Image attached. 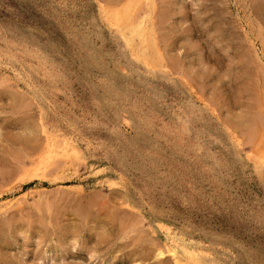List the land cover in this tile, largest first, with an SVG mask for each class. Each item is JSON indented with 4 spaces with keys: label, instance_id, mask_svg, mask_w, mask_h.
<instances>
[{
    "label": "rangeland",
    "instance_id": "rangeland-1",
    "mask_svg": "<svg viewBox=\"0 0 264 264\" xmlns=\"http://www.w3.org/2000/svg\"><path fill=\"white\" fill-rule=\"evenodd\" d=\"M2 1L0 264H264V0Z\"/></svg>",
    "mask_w": 264,
    "mask_h": 264
},
{
    "label": "bare ground",
    "instance_id": "bare-ground-1",
    "mask_svg": "<svg viewBox=\"0 0 264 264\" xmlns=\"http://www.w3.org/2000/svg\"><path fill=\"white\" fill-rule=\"evenodd\" d=\"M2 1V0H1ZM47 1V0H46ZM78 1V0H77ZM3 2V1H2ZM10 2V1H9ZM11 3V2H10ZM42 3V2H41ZM154 3V2H153ZM4 4V3H3ZM12 4V3H11ZM45 4V3H44ZM50 4V3H49ZM130 4V3H129ZM137 4V3H136ZM41 5V4H40ZM43 5V4H42ZM52 5V4H51ZM146 5H147V3H146ZM150 5V4H149ZM3 6V5H2ZM23 6V5H22ZM39 6V5H38ZM37 6V7H38ZM47 6V5H46ZM91 6H94V5H91ZM28 7V6H27ZM44 7V6H43ZM60 7V6H59ZM30 8V7H29ZM88 8H89V6H88ZM92 8H94V7H92ZM127 8V7H126ZM45 9V8H44ZM59 9V8H58ZM95 9V8H94ZM101 9V8H100ZM125 9V8H124ZM21 10V9H20ZM23 10V9H22ZM35 10V9H34ZM61 10V9H60ZM79 10V9H78ZM115 10V9H114ZM19 11V10H18ZM45 11V10H44ZM129 11H131V10H129ZM145 11H147V10H145ZM152 12H153V10H151ZM28 12V11H27ZM95 12V11H94ZM110 12V11H109ZM116 12V11H115ZM148 12V11H147ZM151 12V13H152ZM8 13V12H7ZM12 13H14V12H12ZM93 13V12H92ZM122 13V12H121ZM123 13H125V10H124V12ZM29 14V13H28ZM37 14V13H36ZM45 14H47V13H45ZM49 14V13H48ZM47 14V15H48ZM115 14V13H114ZM113 14V15H114ZM133 13H131L130 12V15H132ZM5 15V14H4ZM51 15V14H50ZM53 15V14H52ZM93 15V14H92ZM126 15V14H125ZM129 15V14H128ZM127 15V16H128ZM136 15V14H135ZM144 15V14H143ZM148 14H146V16H147ZM1 16V15H0ZM6 16H8V15H6ZM12 16V15H11ZM10 16V17H11ZM55 16V15H54ZM57 16V15H56ZM59 16V15H58ZM110 16V15H109ZM116 16V15H115ZM122 17H123V15H121ZM133 16H134V14H133ZM151 16V15H150ZM48 17H50V19H51V16H48ZM95 17V16H94ZM93 17V18H94ZM102 17H105V16H102ZM130 17V16H129ZM128 17V18H129ZM4 18V17H3ZM8 18V17H7ZM12 18V17H11ZM21 18H23V17H21ZM39 18V17H38ZM41 18V17H40ZM127 18V19H128ZM144 18V17H143ZM152 18V17H151ZM5 19V18H4ZM42 19V18H41ZM48 19V18H47ZM56 19V18H55ZM95 19V18H94ZM113 19V18H112ZM138 19H139V17H138ZM1 20V19H0ZM8 20H9V18H8ZM15 20V19H14ZM43 20V19H42ZM71 20V19H70ZM88 20H89V18H88ZM97 20H98V18H97ZM115 20V19H114ZM119 20V19H118ZM125 20V19H124ZM136 20V19H135ZM144 20V19H143ZM142 20V21H143ZM11 21H12V19H11ZM16 21V20H15ZM20 21V20H19ZM40 21V20H39ZM48 21V20H47ZM90 21V20H89ZM105 21V20H104ZM147 21V20H146ZM10 22V21H9ZM8 22V23H9ZM14 22V21H13ZM38 22V21H37ZM43 22H45V21H43ZM94 22H96V20L94 21ZM106 22V21H105ZM149 22V21H148ZM147 22V23H148ZM5 23V22H4ZM25 23V22H24ZM39 23H41V22H39ZM98 23H99V21H98ZM118 23H119V21H118ZM117 23V24H118ZM131 23V22H130ZM129 23V24H130ZM136 23V22H135ZM141 23V22H140ZM146 23V24H147ZM35 24V23H34ZM76 24V23H75ZM91 24H92V22H91ZM101 24H103V23H101ZM128 24V23H127ZM127 24H125V25H127ZM137 24V25H136ZM136 24H132V28H134V27H136V30L138 31V33H139V30H138V28H140V30H141V27H140V25H139V22L138 23H136ZM16 25H18V24H16ZM41 25V24H40ZM44 25H45V23H44ZM69 25V24H68ZM96 25V24H95ZM143 25V24H142ZM42 26V25H41ZM124 26V25H123ZM137 26H139L138 28H137ZM147 26V25H146ZM3 27V26H2ZM10 27H12V25L10 26ZM20 27V26H19ZM101 27V26H100ZM113 26H111V28H112ZM131 27V26H130ZM129 27V28H130ZM14 28V27H13ZM21 28V27H20ZM106 28H108L109 29V27H106ZM110 28V29H111ZM132 28H131V30H132ZM147 28V27H146ZM145 28V29H146ZM12 29V28H11ZM16 29V28H15ZM44 29V28H43ZM55 29V28H54ZM60 29V28H59ZM98 29H99V27H98ZM97 29V30H98ZM118 29V28H117ZM135 29V28H134ZM149 29V28H148ZM153 29V28H152ZM4 30V29H3ZM14 30V29H13ZM56 30H58L57 28H56ZM55 30V31H56ZM96 30V31H97ZM154 30V29H153ZM9 31V30H8ZM27 31V30H26ZM71 31V30H70ZM73 31V30H72ZM122 31V30H121ZM2 32V31H1ZM6 32V31H5ZM21 32V31H20ZM67 32V31H66ZM106 32V31H105ZM113 32H114V30H113ZM129 32V31H128ZM147 32V31H146ZM149 32V31H148ZM3 33V32H2ZM15 33V32H14ZM99 33V32H98ZM104 33V32H103ZM107 33V32H106ZM112 33V32H111ZM121 33V32H120ZM137 33V32H136ZM149 33H151V32H149ZM154 33V32H153ZM119 34V33H118ZM139 34H141V32L139 33ZM152 34V33H151ZM15 35V34H14ZM13 35V36H14ZM110 35V34H109ZM113 35V34H112ZM126 35V34H125ZM133 35H134V32H133ZM8 36V35H7ZM28 36H29V34H28ZM40 36V35H39ZM65 36V35H64ZM103 37H104V35H102ZM153 36V35H152ZM3 37V36H2ZM31 37V36H30ZM44 37V36H43ZM78 37H79V35H78ZM120 37H122V35L120 36ZM135 36H133V38H134ZM147 37V36H146ZM6 38H8V37H6ZM11 38V37H10ZM38 38V37H37ZM64 38V37H63ZM71 38V37H70ZM126 38H127V36H126ZM143 38V37H142ZM21 39H22V37H21ZM41 39V38H40ZM39 39V40H40ZM68 39V38H67ZM96 39V38H95ZM110 39V38H109ZM125 39V38H124ZM150 39V38H149ZM9 40V39H8ZM64 40V39H63ZM75 40H77L76 38H75ZM112 40V39H111ZM116 40V38L114 39V41ZM130 40V39H129ZM133 40V39H132ZM16 41H18V39L16 40ZM29 41V40H28ZM140 41V40H139ZM13 42V41H12ZM34 42V41H33ZM32 42V43H33ZM96 42V41H95ZM95 42H93V43H95ZM98 42V41H97ZM131 42V41H130ZM142 42H143V40H142ZM22 43V42H21ZM42 43V42H41ZM61 43V42H60ZM64 43V42H63ZM111 43V42H110ZM134 43V42H133ZM136 43V42H135ZM147 43V42H146ZM1 44V43H0ZM20 44V43H19ZM24 44L26 45V43H25V41H24ZM47 44V43H46ZM76 44V43H75ZM139 44V43H138ZM140 44H143V43H140ZM148 44H150V43H148ZM6 45V44H5ZM42 45V44H41ZM70 45V44H69ZM122 45H124V43L122 44ZM146 45V44H145ZM155 45H156V43H155ZM48 46V45H47ZM46 46V47H47ZM63 46V45H62ZM99 46V45H98ZM129 46V45H128ZM134 46H136V44L134 45ZM134 46H132V47H134ZM150 46H152V45H150ZM6 47H7V45H6ZM27 47V46H26ZM48 47H50V46H48ZM65 47V46H64ZM92 47H93V45H92ZM103 47V46H102ZM129 47H131V45L129 46ZM131 47V48H132ZM145 47V46H144ZM148 47V46H147ZM73 48V47H72ZM94 48V47H93ZM104 48V47H103ZM119 48H120V44H119ZM136 48V47H135ZM134 48V49H135ZM142 48V47H141ZM13 49V48H12ZM29 49H30V47H29ZM28 49V50H29ZM43 49V48H42ZM50 49V48H49ZM48 49V50H49ZM67 49V48H66ZM4 50V49H3ZM38 50V49H37ZM45 50V49H44ZM103 50V49H102ZM123 50V49H122ZM131 50H133V49H131ZM146 50V49H145ZM7 51H8V49H7ZM16 51V50H15ZM25 51V50H24ZM51 51H52V49H51ZM61 51V50H60ZM104 51V50H103ZM108 51V50H107ZM106 51V52H107ZM144 51V50H143ZM150 51H151V47H150ZM1 52V51H0ZM38 52V51H37ZM50 52V51H49ZM66 52H67V50H66ZM109 52V51H108ZM112 52V51H111ZM138 52V51H137ZM153 52V51H152ZM151 52V53H152ZM46 53V52H45ZM53 53V52H52ZM56 53V52H55ZM153 53H155V52H153ZM29 54V53H28ZM34 54H35V51H34ZM144 54V53H143ZM37 55V54H36ZM46 55V54H45ZM48 55H49V53H48ZM67 55V54H66ZM72 55V54H71ZM112 55V54H111ZM139 55V54H138ZM155 55V54H154ZM18 56H20V55H18ZM47 56V55H46ZM59 56V55H58ZM124 56V55H123ZM131 56H132V54H131ZM141 56V55H140ZM143 56V55H142ZM156 56V55H155ZM158 56V55H157ZM11 57V56H10ZM22 57V56H21ZM29 57V56H28ZM60 57V56H59ZM75 57V56H74ZM135 57H137V55L135 56ZM4 58V57H3ZM12 58H13V56H12ZM20 57H18V59H19ZM35 58H37V57H35ZM65 58V57H64ZM114 58V57H113ZM140 58V57H139ZM158 58V57H157ZM164 58V57H163ZM38 59V58H37ZM40 59H42L41 57H40ZM47 59V58H46ZM75 59V58H74ZM101 59V58H100ZM106 59V58H105ZM144 59V58H143ZM9 60V59H8ZM44 60V59H43ZM51 60V59H50ZM63 60V59H62ZM66 60V59H65ZM114 60V59H113ZM25 61V60H24ZM42 61V60H41ZM79 61V60H78ZM122 61V60H121ZM4 62V61H3ZM2 62V63H3ZM20 62V61H19ZM30 62V61H29ZM14 63V62H13ZM46 63V62H45ZM65 63V62H64ZM95 63V62H94ZM121 63H123V62H121ZM19 64V63H18ZM46 64H48V63H46ZM59 64V63H58ZM118 64V63H117ZM16 65V64H15ZM21 65V64H20ZM107 65V64H106ZM119 65V64H118ZM40 66H41V64H40ZM50 66V65H49ZM55 66V65H54ZM133 66V65H132ZM146 65H144V67H145ZM5 67V66H4ZM35 67V66H34ZM45 67V66H44ZM62 67V66H61ZM67 67V66H66ZM118 67H121V66H118ZM148 67V66H147ZM23 68V67H22ZM29 68V67H28ZM42 68V67H41ZM53 68V67H52ZM146 68V67H145ZM144 68V69H145ZM144 69H142V70H144ZM99 70V69H98ZM123 70V69H122ZM41 71H42V69H41ZM47 71V70H46ZM56 71V70H55ZM43 72V71H42ZM61 72V71H60ZM25 73H27V72H25ZM24 73V74H25ZM31 73V72H30ZM37 73V72H36ZM46 73V72H45ZM141 73V72H140ZM38 74V73H37ZM61 74V73H60ZM14 75V74H13ZM26 75V74H25ZM39 75V74H38ZM62 75V74H61ZM171 75V74H170ZM15 76V75H14ZM27 76V75H26ZM30 76H31V74H30ZM147 76V75H146ZM159 76H161V75H159ZM166 76V75H165ZM168 76V75H167ZM55 77H57L56 75H55ZM100 77V76H99ZM149 77V76H148ZM154 77H155V75H154ZM17 78V77H16ZM21 78V77H20ZM33 78V77H32ZM49 78H50V76H49ZM64 78V77H63ZM90 78V77H89ZM37 79V78H36ZM56 79V78H55ZM66 79V78H65ZM140 79V78H139ZM138 79V80H139ZM142 79V78H141ZM32 80V79H31ZM92 80H94V79H92ZM113 80V79H112ZM120 80V79H119ZM54 81V80H53ZM57 81V80H56ZM143 81V80H142ZM155 81V80H154ZM158 81V80H157ZM51 82V81H50ZM115 82V81H114ZM117 82V81H116ZM122 82H123V80H122ZM151 82V81H150ZM162 82V81H161ZM164 82V81H163ZM168 82V81H167ZM30 83H31V81H30ZM33 84V83H32ZM35 84V83H34ZM33 84V85H34ZM129 84H130V82H129ZM30 85V84H29ZM137 85H139V84H137ZM35 86V85H34ZM33 86V87H34ZM156 86V85H155ZM160 86V85H159ZM162 86V85H161ZM172 86V85H171ZM171 86H169L170 88H171ZM175 86V85H174ZM140 87V86H139ZM264 87V86H263ZM37 88V87H36ZM42 88V87H41ZM90 88V87H89ZM143 88V87H142ZM153 88V87H152ZM175 88V87H174ZM156 89V88H155ZM181 89V88H180ZM179 89V90H180ZM57 90H59V89H57ZM98 90V89H97ZM144 90V89H143ZM142 90V91H143ZM99 91V90H98ZM137 91V90H136ZM171 91V90H170ZM177 91V90H176ZM39 92V91H38ZM62 92V91H61ZM91 92V91H90ZM129 92V91H128ZM139 92V91H138ZM151 92H152V90H151ZM158 92V91H157ZM175 92V91H174ZM180 92V91H179ZM41 93V92H40ZM39 93V94H40ZM45 93V92H44ZM149 93V92H148ZM147 93V94H148ZM170 93V92H169ZM62 94V93H61ZM92 94V93H91ZM141 94V93H140ZM154 95V94H153ZM158 95V94H157ZM164 95V94H163ZM104 96V95H103ZM130 96V95H129ZM134 96V95H133ZM155 96V95H154ZM166 96V95H165ZM180 96V95H179ZM38 97V96H37ZM41 97V96H40ZM92 97V96H91ZM109 97V96H108ZM107 97V98H108ZM136 97V96H135ZM141 97V96H140ZM144 97H146V96H144ZM157 97H159L160 98V96H157ZM118 98V97H117ZM121 98V97H120ZM149 98V97H148ZM154 98V97H153ZM164 98V97H163ZM36 99V98H35ZM41 99V98H40ZM45 99V98H44ZM47 99V98H46ZM58 99V98H57ZM135 99V98H134ZM133 99V100H134ZM158 99V98H157ZM170 99V98H169ZM97 100V99H96ZM124 100V99H123ZM172 100V99H171ZM191 100V99H190ZM111 101V100H110ZM128 101V100H127ZM157 101V100H156ZM160 101V100H159ZM135 102V101H134ZM146 102V101H145ZM166 102V101H165ZM164 103V102H163ZM38 104V103H37ZM105 104V103H104ZM119 104V103H118ZM121 104V103H120ZM123 104H125V103H123ZM142 104H143V102H142ZM165 104V103H164ZM172 104V103H171ZM129 105V104H128ZM144 105V104H143ZM197 105V104H196ZM195 105V106H196ZM45 106V105H44ZM49 106V105H48ZM51 106V105H50ZM97 106V105H96ZM109 106V105H108ZM126 106H127V104H126ZM137 106V105H136ZM146 106V105H145ZM172 106V105H171ZM123 107V106H122ZM150 107V106H149ZM155 107V106H154ZM170 107V106H169ZM191 107V106H190ZM165 108V107H164ZM164 108H162V109H164ZM167 108V107H166ZM176 108H178L177 106H176ZM184 109H185V107H183ZM126 109V108H125ZM131 109V108H130ZM137 109V108H136ZM152 109V108H151ZM52 109H50V111H51ZM172 110V109H171ZM136 111V110H135ZM176 111V110H175ZM181 111V110H180ZM187 111V110H186ZM110 112V111H109ZM108 112V113H109ZM121 112V111H120ZM132 112V111H131ZM147 112V111H146ZM150 112V111H149ZM167 112V111H166ZM182 112V111H181ZM62 113V112H61ZM67 113H69V112H67ZM135 114H136V112H134ZM156 113H157V111H156ZM183 113V112H182ZM210 113V112H209ZM58 114V113H57ZM112 114V113H111ZM122 114V113H121ZM120 114V115H121ZM149 114V113H148ZM158 114V113H157ZM102 115V114H101ZM123 115V114H122ZM121 115V116H122ZM134 115V114H133ZM137 115V114H136ZM170 115V114H169ZM105 116V115H104ZM140 116V115H139ZM141 116H143V115H141ZM190 116V115H189ZM53 117V116H52ZM73 117V116H72ZM110 117V116H109ZM136 117H138V116H136ZM149 117V116H148ZM172 117V116H171ZM174 117V116H173ZM194 117V116H193ZM51 118V117H50ZM58 118V117H57ZM106 118V117H105ZM143 118H144V116H143ZM151 118V117H150ZM167 118H168V116H167ZM175 118V117H174ZM181 118V117H180ZM61 119V118H60ZM79 119V118H78ZM123 119V118H122ZM137 119H139V117L137 118ZM186 119V118H185ZM198 119V118H197ZM67 120H69V119H67ZM107 120V119H106ZM121 120V119H120ZM163 120V119H162ZM124 121H126V120H124ZM148 121V120H147ZM41 122V121H40ZM73 122V121H72ZM152 122V121H151ZM173 122V121H172ZM47 123V122H46ZM64 123H65V121H64ZM141 123V122H140ZM145 123V122H144ZM144 123H143V125H144ZM45 124V123H44ZM59 124V123H58ZM63 124V123H62ZM116 124V123H115ZM147 124V123H146ZM152 124H153V122H152ZM155 124V123H154ZM168 124V123H167ZM40 125V124H39ZM72 125V124H71ZM74 125V124H73ZM170 125V124H169ZM177 125V124H176ZM58 127H59V125H57ZM79 126V125H78ZM96 126V125H95ZM140 126V125H139ZM152 126V125H151ZM44 127H45V125H44ZM46 127H47V125H46ZM83 127H84V125H83ZM104 127V126H103ZM134 127V126H133ZM160 127V126H159ZM41 128V127H40ZM51 128V127H50ZM57 128V127H56ZM61 128V127H60ZM99 128H100V126H99ZM150 128V127H149ZM161 128V127H160ZM207 128V127H206ZM54 129V128H53ZM85 129V128H84ZM90 129V128H89ZM96 129V128H95ZM155 129V128H154ZM178 129V128H177ZM198 129V128H197ZM196 129V130H197ZM215 129V128H214ZM43 130V129H42ZM48 130V129H47ZM58 130V129H57ZM71 130H73V129H71ZM82 130V129H81ZM97 130V129H96ZM99 130H101V129H99ZM53 131V130H52ZM55 131V130H54ZM60 131V130H59ZM62 131V130H61ZM88 131V130H87ZM141 131V130H140ZM164 131V130H163ZM175 131H176V128H175ZM252 131V130H251ZM78 132V131H77ZM83 132V131H82ZM81 132V133H82ZM85 132V131H84ZM125 132V131H124ZM171 132V131H170ZM185 132H186V130H185ZM201 132V131H200ZM207 132V131H206ZM215 132V131H214ZM43 133V132H42ZM48 133H49V131H48ZM70 133V132H69ZM73 133V132H72ZM105 133V132H104ZM111 133V132H110ZM148 133V132H147ZM51 134V133H50ZM59 134V133H58ZM71 134V133H70ZM92 134V133H91ZM118 134V133H117ZM116 134V135H117ZM121 134V133H120ZM132 134V133H131ZM143 134V133H142ZM141 134V135H142ZM177 134V133H176ZM210 134V133H209ZM87 135V134H86ZM150 135V134H149ZM170 135V134H169ZM50 136V135H49ZM48 136V137H49ZM53 136V135H52ZM75 136V135H74ZM74 136H72V137H74ZM109 136V135H108ZM160 136V135H159ZM224 136V135H223ZM63 137V136H62ZM84 137V136H83ZM130 137V136H129ZM128 137V138H129ZM196 137V136H195ZM205 137V136H204ZM45 138H47V136L45 137ZM65 138H67V136L65 137ZM132 138V137H131ZM130 138V139H131ZM226 138V137H225ZM47 139H49V138H47ZM52 139V138H51ZM55 139V138H54ZM74 140L76 139V138H73ZM82 139V138H81ZM80 139V140H81ZM107 139H108V137H107ZM116 139V138H115ZM149 139V138H148ZM168 139V138H167ZM182 139V138H181ZM195 139V138H194ZM50 140V139H49ZM53 140V139H52ZM51 140V141H52ZM58 140H59V138H58ZM106 140V139H105ZM151 140V139H150ZM183 140V139H182ZM224 140V139H223ZM229 140H230V138H229ZM54 141V140H53ZM95 141V140H94ZM104 141V140H103ZM107 141V140H106ZM111 141V140H110ZM119 141V140H118ZM141 141H142V139H141ZM152 141V140H151ZM154 141H155V139H154ZM197 141V140H196ZM160 142V141H159ZM169 142V141H168ZM199 142V141H198ZM228 142V141H227ZM70 143H72L71 141H70ZM88 143V142H87ZM86 143V144H87ZM129 143V142H128ZM146 143V142H145ZM185 143V142H184ZM193 144H194V142H192ZM109 144V143H108ZM156 144V143H155ZM166 144V143H165ZM197 144V143H196ZM206 144V143H205ZM90 145V144H89ZM88 145V146H89ZM51 146V145H50ZM85 146V145H84ZM87 146V147H88ZM91 146V145H90ZM115 146H116V144H115ZM183 146V145H182ZM189 146V145H188ZM193 146H195V145H193ZM200 146V145H199ZM208 146V145H207ZM48 147V146H47ZM98 147V146H97ZM149 147V146H148ZM147 147V148H148ZM157 147V146H156ZM163 147V146H162ZM174 147V146H173ZM191 147V146H190ZM196 147V146H195ZM51 148V150L50 151H48V152H50L51 154H58V153H62V154H66L67 153V151H68V149H71V147H69V145L66 143V141L64 140V141H61V142H59L58 144H55V145H52V147H50ZM165 148V147H164ZM149 149V148H148ZM233 149V148H232ZM142 150V149H141ZM171 150V149H170ZM207 150V149H206ZM216 150V149H215ZM176 151V150H175ZM212 151H213V149H212ZM233 151V150H232ZM70 152V151H69ZM200 152V151H199ZM207 152H208V150H207ZM219 152V151H218ZM112 153H114V152H112ZM136 153H138V151L136 152ZM203 153H205V152H203ZM116 154V153H115ZM114 154V155H115ZM180 154V153H179ZM198 154V153H197ZM221 154V153H220ZM140 155V154H139ZM164 155V154H163ZM182 155V154H181ZM211 155V154H210ZM234 155V154H233ZM239 155V154H238ZM263 155V154H262ZM141 156V155H140ZM149 156V155H148ZM147 156V157H148ZM156 156V155H155ZM172 156V155H171ZM178 156V155H177ZM185 156H187V155H185ZM193 156H194V154H193ZM198 156V155H197ZM220 156V155H219ZM223 156V155H222ZM240 156V155H239ZM116 157H117V155H116ZM154 157V156H153ZM182 157V156H181ZM189 157V156H188ZM208 157V156H207ZM221 157V156H220ZM219 157V159H221ZM262 157V156H261ZM149 158V157H148ZM158 158V157H157ZM186 158V157H185ZM218 158V157H217ZM120 159H121V157H120ZM183 159V158H182ZM192 159V158H191ZM215 159V158H214ZM126 160V159H125ZM161 160V159H160ZM123 161V160H122ZM127 161V160H126ZM129 161V160H128ZM154 161V160H153ZM159 161V160H158ZM162 161V160H161ZM166 161V160H165ZM179 161V160H178ZM181 161V160H180ZM194 161H196V160H194ZM213 161V160H212ZM219 161V160H218ZM231 161V160H230ZM234 161V160H233ZM120 162V161H119ZM124 162V161H123ZM155 162H156V159H155ZM183 162V161H182ZM185 162V161H184ZM214 162V161H213ZM225 162V161H224ZM235 162V161H234ZM259 162V161H258ZM177 163V162H176ZM186 163V162H185ZM194 163V162H193ZM197 163V162H196ZM222 163V162H221ZM220 163V164H221ZM257 162H255L254 164H256ZM181 164V163H180ZM187 164V163H186ZM190 164H191V162H190ZM204 164V163H203ZM202 164V165H203ZM213 164H215V163H213ZM217 164H218V162H217ZM129 165V164H128ZM158 165V164H157ZM165 165V164H164ZM171 165V164H170ZM226 165V164H225ZM253 165V164H252ZM192 166V165H191ZM190 166V167H191ZM196 166V165H195ZM204 166V165H203ZM206 166V165H205ZM259 166V165H258ZM159 167V166H158ZM162 167V166H161ZM186 167V166H185ZM199 167V166H198ZM168 168V167H167ZM181 168V167H180ZM197 168V167H196ZM215 168V167H214ZM219 168V167H218ZM174 169H176V168H174ZM199 169H200V167H199ZM193 170V169H192ZM203 170V169H202ZM257 170V169H256ZM263 170V169H262ZM179 171V170H178ZM200 171V170H199ZM205 171H206V169H205ZM209 171V170H208ZM240 171V170H239ZM254 171V170H253ZM195 172V171H194ZM218 172V171H217ZM228 172V171H227ZM176 173V172H175ZM188 173V172H187ZM213 173V172H212ZM253 173H255V172H253ZM167 174H169V173H167ZM174 174V173H173ZM193 174V173H192ZM210 174V173H209ZM220 174V173H219ZM226 174V173H225ZM257 174V173H256ZM264 174V173H263ZM129 175V174H128ZM177 176H178V174H176ZM182 175V174H181ZM201 175V174H200ZM215 175V174H214ZM221 175V174H220ZM254 175V174H253ZM252 175V176H253ZM168 176V175H167ZM172 176V175H171ZM218 176V175H217ZM224 176V175H223ZM222 176V177H223ZM228 176H230V175H228ZM169 177V176H168ZM190 177H192V176H190ZM221 177V176H220ZM255 177V176H254ZM194 178V177H193ZM197 178V177H196ZM201 178V177H200ZM205 178V177H204ZM208 178V177H207ZM172 179V178H171ZM186 179V178H185ZM255 179V178H254ZM202 180V179H201ZM200 180V181H201ZM207 180V179H206ZM234 180V179H233ZM172 181V180H171ZM223 181V180H222ZM225 181V180H224ZM223 181V182H224ZM231 181V180H230ZM247 181V180H246ZM185 182V181H184ZM190 182H192V181H190ZM189 181H188V183H190ZM199 182V181H198ZM219 182V181H218ZM173 183H175V182H173ZM193 183V182H192ZM191 183V184H192ZM209 183V182H208ZM216 183V182H215ZM226 183V182H225ZM250 183V182H249ZM220 184V183H219ZM231 184H232V182H231ZM186 185H188V184H186ZM220 185H222V184H220ZM241 185V184H240ZM209 186V185H208ZM226 186V185H225ZM235 186V185H234ZM217 187V186H216ZM229 187V186H228ZM242 187V186H241ZM260 187V186H259ZM198 188V187H197ZM233 188V187H232ZM192 189H194V188H192ZM220 189H221V187H220ZM239 189V188H238ZM252 189V188H251ZM199 190V189H198ZM225 190V189H224ZM232 190V189H231ZM240 190V189H239ZM212 191V190H211ZM232 191H234V190H232ZM181 192H183V191H181ZM203 192V191H202ZM220 192H221V190H220ZM223 192V191H222ZM230 192V191H229ZM241 192V191H240ZM246 192V191H245ZM204 193V192H203ZM206 193V192H205ZM225 193H227V192H225ZM230 193H232V192H230ZM243 193V192H242ZM183 194V193H182ZM228 194V193H227ZM240 194V193H239ZM181 195V194H180ZM184 195V194H183ZM221 195V194H220ZM233 194H231V196H232ZM235 195V194H234ZM238 195V194H237ZM244 195V194H243ZM256 195V194H255ZM199 196V195H198ZM261 196V195H260ZM182 197V196H181ZM233 197V196H232ZM231 197V198H232ZM246 197V196H245ZM263 197V196H262ZM215 198V197H214ZM213 198V199H214ZM219 198V197H218ZM238 198V197H237ZM239 199V198H238ZM261 199V198H260ZM183 200V199H182ZM186 200V199H185ZM189 200V199H188ZM194 200V199H193ZM234 200V199H233ZM259 200V199H258ZM241 201V200H240ZM247 201V200H246ZM249 201V200H248ZM252 201V200H251ZM254 201H256L255 199H254ZM263 201V200H262ZM195 202V201H194ZM203 202V201H202ZM206 202V201H205ZM224 202H226L225 200H224ZM250 202V201H249ZM9 203V202H8ZM183 203V202H182ZM204 203V202H203ZM212 203V202H211ZM228 203V202H227ZM234 203V202H233ZM251 203V202H250ZM260 203V202H259ZM146 204V203H145ZM180 204H181V202H180ZM184 204V203H183ZM189 204V203H188ZM193 204V203H192ZM205 204V203H204ZM215 204V203H214ZM219 204V203H218ZM239 204V203H238ZM253 204V203H252ZM199 205V204H198ZM207 205V204H206ZM209 205V204H208ZM222 205V204H221ZM227 205V204H226ZM229 205V204H228ZM232 205V204H231ZM230 205V206H231ZM244 205V204H243ZM248 205V204H247ZM190 206V205H189ZM211 206V205H210ZM210 206H209V208H210ZM235 206V205H234ZM238 206V205H237ZM236 206V207H237ZM256 206V205H255ZM217 207V206H216ZM226 207V206H225ZM248 207V206H247ZM251 207V206H250ZM193 208V207H192ZM212 209V208H211ZM227 209V208H226ZM241 209H243V208H241ZM247 209V208H246ZM249 209V208H248ZM216 210V209H215ZM238 210V209H237ZM240 210V209H239ZM236 211V210H235ZM205 212V211H204ZM214 212V211H213ZM234 212V211H233ZM249 212V211H248ZM228 213V212H227ZM227 213H226V215H227ZM237 214V213H236ZM247 214H249V213H247ZM244 215H245V213H244ZM188 216V215H187ZM191 216H192V214H191ZM214 217V216H213ZM242 217H244V216H242ZM262 217V216H261ZM190 218V217H189ZM228 218V217H227ZM260 218V217H259ZM194 219V218H193ZM240 219V218H239ZM242 219H244V218H242ZM241 219V220H242ZM192 221V220H191ZM237 221V220H236ZM262 221H264V220H262ZM194 223H195V221H193ZM254 222V221H253ZM252 222V223H253ZM189 223V222H188ZM231 223V222H230ZM240 223V222H239ZM251 223V222H250ZM263 223V222H262ZM260 224V223H259ZM174 225V224H173ZM238 225V224H237ZM263 226V225H262ZM170 227H171V225H170ZM175 227V226H174ZM262 228V227H261ZM177 229V228H176ZM238 229V227L236 228V230ZM244 229V228H243ZM183 230V229H182ZM169 231V230H168ZM187 233H189V232H187ZM247 233V232H246ZM249 233H250V231H249ZM166 235V234H165ZM173 235V234H172ZM186 235H189V234H186ZM191 235V234H190ZM174 236V235H173ZM178 237V236H177ZM193 237H195V236H193ZM198 237H199V235H198ZM249 237V236H248ZM168 238V237H167ZM169 238H171V236L169 237ZM191 238V237H190ZM250 238V237H249ZM205 239H207V237L205 238ZM169 240V239H168ZM177 240V239H176ZM189 240V239H188ZM197 240V239H196ZM210 240V239H209ZM174 241V240H173ZM207 241V240H206ZM211 241V240H210ZM169 242V241H168ZM257 242V241H256ZM174 243V242H173ZM176 243H178V242H176ZM198 243H200V242H198ZM203 243V242H202ZM204 243H205V241H204ZM222 243V242H221ZM226 244V243H225ZM218 245V244H217ZM216 246V245H215ZM232 246V245H231ZM166 247H168V246H166ZM185 247V246H184ZM226 247V246H225ZM257 247V246H256ZM236 248V247H235ZM196 249V248H195ZM223 249V248H222ZM237 249V248H236ZM171 250V249H170ZM169 250V251H170ZM184 250V249H183ZM201 250V249H200ZM202 250H204V249H202ZM225 250V249H224ZM230 250V249H229ZM260 250V249H259ZM235 251V250H234ZM202 251H200V253H201ZM264 252V251H263ZM175 253V252H174ZM207 254V253H206ZM159 256V255H162V252L161 251H158L157 253H156V256ZM171 255L173 256V252H171ZM241 255V254H240ZM175 257V256H174ZM177 257V256H176ZM173 258V260L175 259V261H176V263L177 264H186V262H182V261H180L179 259H177V258ZM216 258V257H215ZM194 259V258H193ZM242 259V258H241ZM174 261V262H175ZM236 262V261H235ZM226 264V263H225ZM232 264V263H231Z\"/></svg>",
    "mask_w": 264,
    "mask_h": 264
}]
</instances>
